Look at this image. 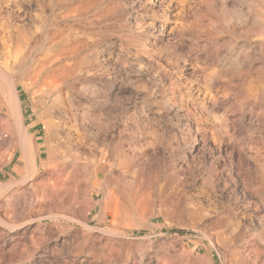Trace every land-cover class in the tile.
Wrapping results in <instances>:
<instances>
[{
	"label": "rangeland",
	"instance_id": "374dc122",
	"mask_svg": "<svg viewBox=\"0 0 264 264\" xmlns=\"http://www.w3.org/2000/svg\"><path fill=\"white\" fill-rule=\"evenodd\" d=\"M263 1L0 0V264H264Z\"/></svg>",
	"mask_w": 264,
	"mask_h": 264
},
{
	"label": "bare ground",
	"instance_id": "6f19581e",
	"mask_svg": "<svg viewBox=\"0 0 264 264\" xmlns=\"http://www.w3.org/2000/svg\"><path fill=\"white\" fill-rule=\"evenodd\" d=\"M260 1V0H259ZM255 2H256V0H255ZM254 2V3H255ZM258 2V1H257ZM256 2V3H257ZM264 2V1H263ZM85 10H86V8H85ZM84 10V11H85ZM153 10V9H152ZM252 12V11H251ZM155 16V15H154ZM140 17H142V16H140ZM241 17V19H242V16H240ZM240 17L239 16H237L236 17V19H235V21H237L238 23H240ZM264 18V17H263ZM245 19V18H244ZM243 19V20H244ZM253 19V18H252ZM242 20V21H243ZM246 21L247 20H245V24H246ZM254 21V20H253ZM257 21V20H256ZM166 22V21H165ZM236 22V23H237ZM263 23V22H262ZM251 24H252V22H251ZM254 24H255V22H253V25H250V26H254ZM242 25H243V23H242ZM247 25V24H246ZM259 25V24H258ZM241 26V25H240ZM249 26V27H250ZM255 26H256V24H255ZM243 27H244V25H243ZM260 28V27H259ZM252 29V28H251ZM257 29V28H256ZM255 29V30H256ZM264 29V28H263ZM254 31V30H253ZM257 31V30H256ZM258 32H260V31H258ZM261 33V32H260ZM262 35V34H261ZM260 35V36H261ZM13 36H15V35H12V34H9L8 36H7V39L4 41V43H7V46H11V45H13V43H14V45L16 46V47H18L19 45H21L20 43H21V40H20V38L19 37H13ZM17 36H19V35H17ZM20 36H22V35H20ZM14 38V39H13ZM24 38L25 37H23V42H25L24 41ZM26 39V38H25ZM263 39V38H262ZM22 42V43H23ZM24 44V43H23ZM22 46V45H21ZM75 47V46H74ZM74 47L73 46H70L69 48H67V51H66V53L65 52H63V53H65V54H69V56H71V53H72V51H73V49H74ZM22 48V47H21ZM76 48H77V46H76ZM65 50H66V48H64ZM12 50V49H11ZM64 50V51H65ZM63 51V50H62ZM48 52V51H47ZM60 51H58V54H60L59 53ZM63 53H61V54H63ZM57 54V55H58ZM53 56H55V55H53ZM68 57V56H67ZM55 58V57H54ZM60 58V57H59ZM65 58V57H64ZM64 58H63V61H64ZM52 60H53V58H52ZM52 60H51V62H52ZM66 60H67V58H66ZM58 61V60H57ZM62 61V62H63ZM45 63H47L46 62V60L44 61ZM61 62V63H62ZM45 63H39L40 64V67H43L44 65H45ZM65 63V62H64ZM70 63V62H69ZM51 64V63H50ZM60 64V63H59ZM68 63L66 62V65H67ZM63 65V64H62ZM65 65V66H66ZM70 66H71V63L69 64ZM39 66V65H38ZM58 66H60V65H58ZM57 65H56V67H58ZM39 67V68H40ZM56 67H54V68H56ZM38 68V69H39ZM53 68V69H54ZM61 68V67H60ZM58 69V68H57ZM61 69H63V68H61ZM48 70H50V68H48ZM55 70V69H54ZM68 70V69H67ZM45 71V70H44ZM58 71V70H57ZM60 71V73H59V75L60 74H64V73H66V72H64V73H62L61 72V70H59ZM58 71V72H59ZM65 71H66V68H65ZM53 72H56V70L55 71H53ZM53 72H52V70H51V74H53ZM57 72V73H58ZM37 73V72H36ZM43 73V72H42ZM2 74V73H1ZM48 74H49V72H48ZM48 74L47 75H44V76H48ZM55 74V73H54ZM53 76V75H52ZM57 76V75H56ZM63 79V78H62ZM13 80V79H12ZM57 80V79H56ZM59 80V79H58ZM61 80V79H60ZM65 80H66V78H65ZM17 82H19V81H17ZM62 82H63V80H62ZM66 82V81H65ZM58 84V83H57ZM18 85H20L21 86V84L20 83H16L15 81L13 82V81H10V80H8V81H6V83H3V104H4V107L7 109V111L11 114V116H12V118H17L16 120H18V117H21V115H22V110H21V108H20V105H19V101H18ZM24 85H26V84H24ZM23 87V86H22ZM27 87V86H26ZM24 88H25V86H24ZM27 89V88H26ZM10 116V117H11ZM3 117V116H2ZM22 119V118H21ZM20 120V119H19ZM18 120V121H19ZM20 122H21V120H20ZM24 122V121H23ZM17 123V122H16ZM22 123V122H21ZM19 126H20V124H18ZM46 126H47V124H45ZM44 125V126H45ZM22 126V125H21ZM21 126H20V128H21ZM46 126H45V128H46ZM49 126H51V125H49ZM50 128V127H49ZM47 131V130H46ZM45 131V132H46ZM21 134V133H20ZM24 134V133H23ZM25 135V134H24ZM45 135V134H44ZM48 135V134H47ZM47 135L44 137V143L47 141ZM51 135V134H50ZM18 137H19V135H18ZM17 137V138H18ZM51 138V137H50ZM19 140V139H18ZM19 147L21 148V157H20V168H19V170H21V171H25V173H27V172H30V171H32L33 170V166L36 164L35 162V160H33V158H32V155H33V153H32V151H34L33 149H32V146L30 145V142H28L24 137L23 138H21L20 140H19ZM63 144V143H62ZM36 148V147H35ZM53 148V147H52ZM51 148V149H52ZM50 148L48 149V147H46V143L44 144V146H42V147H40V148H38L37 149V151H35V154L37 155V157H42L41 155H42V153L43 152H46V163L48 164V162H52L53 160H54V156H53V154H52V150H51ZM12 155V154H11ZM64 155V154H63ZM58 158V157H57ZM33 161H34V163H33ZM56 162V161H55ZM102 165V164H101ZM35 167V166H34ZM109 167V166H108ZM65 169V168H64ZM35 171V170H34ZM95 174V173H94ZM25 175H27V174H25ZM60 174H56V176H55V178H54V182H58V181H60ZM49 177V176H48ZM70 179V178H69ZM62 181H64V183H65V179L63 180V179H61ZM90 182V181H89ZM96 183H95V181H92L91 183H90V186L91 187H93L94 185H95ZM105 184V183H104ZM107 184H109L108 182H107ZM110 186V185H109ZM106 187H107V185H106ZM109 189V188H108ZM111 189V188H110ZM44 190V189H43ZM47 190V189H46ZM107 190V189H106ZM114 191H117V188H114ZM114 191L111 189V190H107L106 192H105V200L103 199V208H104V206H105V208H106V210H108L110 213H112V215H113V217L114 218H117V219H128V217L130 218V216H129V213L128 212H130V211H127V209L129 210V208L127 207V205H126V203L125 202H127V198L126 197H123V195L121 196L120 194L122 193V191H121V193H118V192H116V193H118L119 194V196H121V197H123V198H125V200L123 199V198H121V197H119L118 196V194H116V193H114ZM120 192V191H119ZM97 193V192H96ZM99 194V193H98ZM123 194H124V192H123ZM125 194H126V192H125ZM127 195V194H126ZM95 196V194L93 195V196H91V198H95L94 197ZM97 199V198H96ZM98 202H96L95 201V203L91 206V208L92 207H94V205L95 204H97ZM100 206V205H99ZM101 206V207H102ZM126 207H127V209H126ZM103 208H102V210H103ZM147 210V209H146ZM145 210V211H146ZM148 211H151V208H150V210H148ZM143 213H144V211H142ZM101 213H103L104 215H106L107 214V212H102L101 211ZM147 213V212H146ZM149 214H150V212H149ZM157 214V213H156ZM103 215V216H104ZM151 216H152V214H150ZM102 216V217H103ZM147 216H149V215H147ZM103 218H105V216L103 217ZM140 222V221H139Z\"/></svg>",
	"mask_w": 264,
	"mask_h": 264
},
{
	"label": "crops",
	"instance_id": "0c3cea01",
	"mask_svg": "<svg viewBox=\"0 0 264 264\" xmlns=\"http://www.w3.org/2000/svg\"><path fill=\"white\" fill-rule=\"evenodd\" d=\"M26 120H27L26 125L28 127L29 132H31L33 136H36V134L38 133V126H36L37 123L34 120H32L31 117H27V118L24 117V114H23V121H26Z\"/></svg>",
	"mask_w": 264,
	"mask_h": 264
}]
</instances>
